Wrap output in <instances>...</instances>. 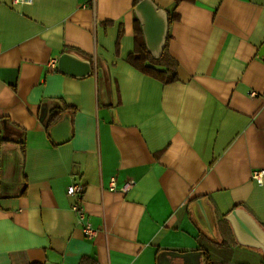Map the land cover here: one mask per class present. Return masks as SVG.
I'll return each mask as SVG.
<instances>
[{
    "label": "crops",
    "instance_id": "0c3cea01",
    "mask_svg": "<svg viewBox=\"0 0 264 264\" xmlns=\"http://www.w3.org/2000/svg\"><path fill=\"white\" fill-rule=\"evenodd\" d=\"M134 2L0 0V264H264L225 220L264 229V0H178L167 82L128 60ZM65 51L92 72H61Z\"/></svg>",
    "mask_w": 264,
    "mask_h": 264
},
{
    "label": "water",
    "instance_id": "95a60500",
    "mask_svg": "<svg viewBox=\"0 0 264 264\" xmlns=\"http://www.w3.org/2000/svg\"><path fill=\"white\" fill-rule=\"evenodd\" d=\"M134 12L140 22L148 51L154 58H159L168 33L167 11L159 8L152 0H140L134 6ZM57 67L61 72L80 77L92 72L90 61L87 58H80L70 51L60 54ZM225 220L230 224L238 244L264 252V229L244 208H234L225 216ZM167 255L181 259L180 264H199L202 251L168 252ZM159 264L173 263L165 257L160 260Z\"/></svg>",
    "mask_w": 264,
    "mask_h": 264
},
{
    "label": "trees",
    "instance_id": "16d2710c",
    "mask_svg": "<svg viewBox=\"0 0 264 264\" xmlns=\"http://www.w3.org/2000/svg\"><path fill=\"white\" fill-rule=\"evenodd\" d=\"M139 1L140 0H135L134 6ZM177 1L178 0L175 1L174 5L172 6V9L176 5ZM172 9L166 10L168 15V25L177 17ZM135 22H136V30H135L136 44H135L134 52L130 54L128 57L129 62L133 66L140 69L145 74L160 78L161 80L166 82L174 81L176 79V74L174 72L176 63L167 55L166 43L161 56L159 58H154L145 45L143 33L138 19H135ZM167 39L168 36L166 38V42ZM57 111L59 110H56L54 112ZM202 264H216L215 262L212 261L211 256L206 250L202 251Z\"/></svg>",
    "mask_w": 264,
    "mask_h": 264
},
{
    "label": "built area",
    "instance_id": "2783aa9c",
    "mask_svg": "<svg viewBox=\"0 0 264 264\" xmlns=\"http://www.w3.org/2000/svg\"><path fill=\"white\" fill-rule=\"evenodd\" d=\"M14 4H20V3H30L32 0H12ZM250 94L252 96H258V92L251 91ZM252 178L255 180L258 184L262 183V180H264V169H258L254 170L252 172ZM111 187H114V184H111ZM134 185V181H128L126 182L120 190L123 192L128 191L132 186ZM83 184L80 182H73L67 187V192L69 195H72L75 197V203L72 207V209L77 214L78 221L82 224V230L84 234L88 237H93L95 234L94 228L91 227V225L85 220V213L81 206V194L83 191Z\"/></svg>",
    "mask_w": 264,
    "mask_h": 264
}]
</instances>
